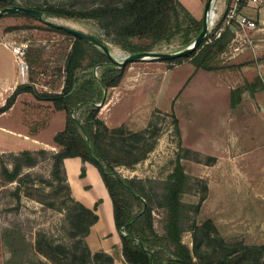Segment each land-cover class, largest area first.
<instances>
[{
  "label": "rangeland",
  "instance_id": "374dc122",
  "mask_svg": "<svg viewBox=\"0 0 264 264\" xmlns=\"http://www.w3.org/2000/svg\"><path fill=\"white\" fill-rule=\"evenodd\" d=\"M14 5L30 8L54 6L71 11H85L92 7L108 3L121 4L126 0H9ZM196 19H201L206 0H177ZM222 4V5H221ZM221 5V10L219 9ZM225 0H215L214 24L224 9ZM218 6V8H217ZM220 10V12H219ZM54 23L73 26L103 42L109 49L111 58L120 62L136 52L172 53L188 47L195 37V32L184 30L185 14L181 10L172 16L170 38L161 40L147 51L150 39H122L115 35L116 26H109L106 21L93 18L48 16ZM230 37L224 54L215 57L220 63L232 54L243 50L244 42ZM0 106L13 92L14 83L32 87L37 93H58L62 89L65 72L64 66L70 51L73 37L48 28L39 19L24 16H0ZM8 44L25 46L24 60L28 64V74L22 81L17 72V65L11 52L3 47ZM167 63L143 58L129 63L125 71L154 68ZM171 65V64H170ZM100 67L90 68L88 60L83 59L75 70L79 81L93 77L99 79ZM189 86L183 93H190ZM15 89V88H14ZM94 106L91 105L90 108ZM89 106L81 105L73 110L76 120L84 117ZM65 121L64 111L55 110L52 103L38 100L30 93H21L12 105L9 113L0 120V153H17L22 150L57 151L46 141ZM99 155L93 156L104 167L111 166L122 178L131 181L136 187L138 198L146 201L142 194L151 196L154 229L163 232L165 215L160 183L167 180L177 161L180 139L176 133L171 114L154 113L146 128L140 131H117L98 128ZM36 130L42 138L33 143L16 132ZM185 148V147H183ZM196 157V156H195ZM205 162L206 155L197 157ZM184 172L194 177L191 181V193L184 194L182 201L199 205L197 214H191L182 234L183 243L193 250L194 237L198 251L194 260L200 264H264V179L262 196L255 195V183L248 179H239L238 167L231 171L235 180L228 182L222 163L209 167L190 159H180ZM234 170V171H233ZM18 182L7 185L2 194L0 188V262L8 264H70V256L61 254L57 248L65 247L72 251L77 238L71 233L76 230L75 217L71 213L80 211L79 205L72 198L67 184L53 180L51 164L48 159L39 161L34 167L24 171ZM61 177V174H60ZM17 188L19 198L12 199V191ZM95 194H97L95 192ZM90 195V194H89ZM123 195L132 205L131 212L136 214L139 204L127 192ZM93 201V200H92ZM105 206V202L103 203ZM104 212V210L102 209ZM206 220L212 222L208 231L202 227ZM82 229V227H77ZM39 240V247L49 258L29 249ZM80 245V250L82 249ZM79 251L76 253L78 255ZM102 262L101 264H105ZM76 264H98L93 258L88 262Z\"/></svg>",
  "mask_w": 264,
  "mask_h": 264
},
{
  "label": "trees",
  "instance_id": "16d2710c",
  "mask_svg": "<svg viewBox=\"0 0 264 264\" xmlns=\"http://www.w3.org/2000/svg\"><path fill=\"white\" fill-rule=\"evenodd\" d=\"M245 1L241 0L239 2V13L243 14L242 7ZM229 4L230 0H225V8L215 26L207 34L205 38L206 43L200 44L187 55L159 61L165 62L170 66V64H180L183 61L190 60L195 64L196 69H209L206 66L208 59L222 52L232 36L231 31L227 27L222 28ZM10 5H13V3L9 0H0V9ZM36 9L43 11L44 19L48 16H78L106 21V24L109 26L117 27L115 35L119 38L129 39L137 37L150 39L151 43L146 48L147 51L157 42L170 38L173 32L171 28L172 16L178 10H181L185 14L184 21L186 25L184 30L187 32L194 31L196 36L202 27V18H194L177 0H126L119 5L108 3L77 12L54 6ZM8 15L32 18L19 12ZM48 28L56 32L65 33L50 26ZM217 32H219V35H217ZM83 59L88 60L90 68H101L99 79L96 80L93 77H89L79 81L75 70L80 66ZM64 72L65 77L60 92L37 93L30 86L18 85L11 95L8 96L5 103L0 106L1 114L12 106L16 96L21 93H30L38 100L52 103L55 110L64 111L65 113L63 128L52 137V146L57 148V151L39 149L22 150L17 153H0V188L2 187V194H5L8 190L10 191L7 185L18 182L26 174L25 170L34 167L39 161L45 159L50 161L53 180L67 184L62 163L63 159L79 157L82 163L79 178H84L85 176L84 164L86 162L94 165L100 174L111 200L114 226L120 237L122 257L127 264H200L194 260L196 256L195 250L197 253L199 247L195 244V237L193 250L182 241V234L186 230L190 215L198 213L199 205H192L182 201L184 194L191 193V181L193 179L184 172L180 159L201 162L197 157L203 155L180 147L179 150L182 153H177V161L167 180L159 184L162 191L161 207L165 215V223L163 225V232L158 233L153 227L154 218L151 213V196L148 197L145 194L147 192H142L146 198V201H142L137 196L139 190L131 184L130 180L120 177L109 165L104 167L101 164L102 168L98 167L93 160V156H95L100 162L102 161L99 155V132L97 128L102 126L105 130L111 131H117L122 128L109 129L106 127L97 117L98 107L96 104L102 98L103 87L110 88L118 85L123 76L124 68L112 66L109 58L101 49L73 37L64 66ZM81 105L89 106V111L79 121L74 118L73 110ZM91 105L94 106L90 108ZM172 118L173 124L176 127V133L180 136L178 121L174 116ZM214 162L215 158L206 156L204 163L211 165ZM84 188L88 189V186H84ZM124 192H127L139 204L140 210L136 214H132V205L123 195ZM90 195H96L93 187ZM11 197L13 200L14 197L16 199L19 198L17 188L12 191ZM76 202L79 205L80 211L71 213L75 217L74 224L76 226V230L71 233V237L77 238V240L74 246H72V251L67 250L65 247L57 248L58 251L61 254H68L70 256V264H76L78 261L82 263L88 262L92 258L98 264L104 261L106 262L105 264H112L111 256L102 251L91 253L85 242L89 227L97 220L94 210L100 200L95 203L93 209L86 208L78 201ZM79 226L82 227L81 230L77 228ZM211 226L212 222L210 220L202 223V227L206 231ZM80 245L83 247L81 250ZM29 249L31 251L33 249L49 258L39 247V240L37 239L33 245L29 246ZM0 264L2 263L0 262ZM8 264H11L9 260Z\"/></svg>",
  "mask_w": 264,
  "mask_h": 264
},
{
  "label": "crops",
  "instance_id": "0c3cea01",
  "mask_svg": "<svg viewBox=\"0 0 264 264\" xmlns=\"http://www.w3.org/2000/svg\"><path fill=\"white\" fill-rule=\"evenodd\" d=\"M242 12L254 18L260 30L245 31L246 40L239 53L217 63L215 57L222 56L226 49L224 48L222 52L208 59L206 66L209 69H196L195 64L187 60L170 66L127 70L118 85L103 87L102 98L96 104L97 117L109 129L122 127L136 132L147 127L152 114H171L178 121V137L181 143L179 147L215 158L211 165L221 162L226 168L224 174L229 183L235 180L231 169L237 166L240 181H254L255 195L261 197L264 179V0L259 4L250 3ZM16 85L15 82L14 86ZM189 86L192 88L191 92L183 93ZM11 108L12 106L0 114V120ZM63 126L64 124L60 125L53 135ZM16 133L33 143H38V139L42 140L36 130L29 134ZM53 135L46 141L47 144L52 143ZM66 160L72 162L71 179L75 181L80 192L89 195L92 190L87 175L90 168L99 179L101 177L97 168L86 162L85 176L79 178L82 165L80 158L63 159L67 186L72 198L89 209H93L100 200L94 210L97 220L89 227L85 237L90 252L102 251L111 256L112 264H127L122 257L120 237L114 221L110 222L108 214L102 211L105 200L97 194L89 195L93 201L86 204L75 196L67 174ZM201 164L211 166L204 162ZM84 186H88V189Z\"/></svg>",
  "mask_w": 264,
  "mask_h": 264
},
{
  "label": "water",
  "instance_id": "95a60500",
  "mask_svg": "<svg viewBox=\"0 0 264 264\" xmlns=\"http://www.w3.org/2000/svg\"><path fill=\"white\" fill-rule=\"evenodd\" d=\"M213 2H214V0H206L204 10H203L201 30L194 37V39L191 41V43L189 44L188 47H185L181 50H178V51L172 52V53H158V52H153V51L136 52V53L126 55L122 59V61H120V62L114 61L111 58L108 47L103 42H101L100 40L96 39L95 37H93L89 34H86L82 31L76 29L73 26L62 25V24L54 23L50 20L44 19L43 18L44 13L40 9L24 7V6L13 4V5H10L8 7H4L2 9H0V16L7 15V14H14V13L19 12V13L28 15L32 18L39 19V20L43 21L44 24H46L52 28L62 30L67 34L72 35L73 37L79 38V39H81L85 42H88V43L92 44L93 46L101 49L109 58L112 66L117 67V68H124L129 63L139 61L143 58L152 59V60H168V59H174V58H177L180 56H184V55H187L188 53L192 52L193 50H195L200 44L206 43L205 38H206L207 34L210 32V30L213 28V27H209V24L206 21L208 10L211 7ZM93 160H94V163L98 167L102 168V165L98 160H96V159H93Z\"/></svg>",
  "mask_w": 264,
  "mask_h": 264
},
{
  "label": "built area",
  "instance_id": "2783aa9c",
  "mask_svg": "<svg viewBox=\"0 0 264 264\" xmlns=\"http://www.w3.org/2000/svg\"><path fill=\"white\" fill-rule=\"evenodd\" d=\"M240 1L241 0H230L222 28L227 27L235 38H239V40L244 42L246 40L245 31L257 32L260 30V26L254 18L238 12V4ZM261 2L262 0H246L242 9H245L250 3L259 4ZM217 35H219V32H217ZM234 37L232 40H235ZM1 44L13 55L17 65L18 76L23 81L28 74V64L24 60L25 46L17 43L8 44L7 41H2Z\"/></svg>",
  "mask_w": 264,
  "mask_h": 264
},
{
  "label": "bare ground",
  "instance_id": "6f19581e",
  "mask_svg": "<svg viewBox=\"0 0 264 264\" xmlns=\"http://www.w3.org/2000/svg\"><path fill=\"white\" fill-rule=\"evenodd\" d=\"M214 2H215V0H214ZM214 2L212 3L211 7L209 8L208 13H207V17H206V21L209 24V27L215 26L214 21H213L214 18L216 17L215 10H214L215 9ZM65 163H66V168H67V174L70 177V185L73 189V193L75 194L76 197L81 198L86 204H91L92 199L89 198L88 193L80 192L78 186L75 184V181L73 179H71L73 176V172L71 171V163L72 162L70 160H66ZM87 175H88L89 181L92 184L94 191L97 193L98 196H100V198L105 200L104 202H105L106 208L103 206L104 207V213L108 214L109 221L112 222L113 218H112V214H111V200H110L109 196L107 195V193H105V186L103 185L101 179H99L97 177V174L94 172V170H92V168H90L88 170Z\"/></svg>",
  "mask_w": 264,
  "mask_h": 264
}]
</instances>
